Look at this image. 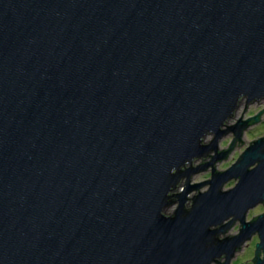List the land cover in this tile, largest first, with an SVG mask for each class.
<instances>
[{"label": "water", "instance_id": "1", "mask_svg": "<svg viewBox=\"0 0 264 264\" xmlns=\"http://www.w3.org/2000/svg\"><path fill=\"white\" fill-rule=\"evenodd\" d=\"M243 98L264 0H0V264H229L254 233L264 264V135L214 166Z\"/></svg>", "mask_w": 264, "mask_h": 264}, {"label": "rangeland", "instance_id": "2", "mask_svg": "<svg viewBox=\"0 0 264 264\" xmlns=\"http://www.w3.org/2000/svg\"><path fill=\"white\" fill-rule=\"evenodd\" d=\"M246 98H243L239 104V107L237 108L235 114L233 117L227 121L226 125H233L237 123V121L241 118L246 119L248 117L254 116L256 114H259L260 111L264 110V98L258 101H253V102H247ZM247 105V109L245 110V107ZM245 110V111H244ZM225 128V126H224ZM264 135V111L260 114V120L256 123H253L250 125L243 133L242 136V141H238L234 149L230 152L229 156L221 161H218L214 164L217 170H224L227 169L239 156V154L252 142L253 140L261 137ZM214 136L213 135H208L206 137V142H209ZM234 137L233 132H229L228 134L224 135L218 143L219 150H223L229 147L232 139ZM243 143V144H242ZM214 154V152L212 153ZM210 157L207 158H201L198 159L194 162V165H199L204 162L210 161ZM211 170L212 166H209L207 170L200 171L198 173H195L191 177V182L192 183H199L206 181L211 177ZM185 181V178L182 180V182L179 185V189L182 188L183 183ZM236 179H232L229 182H227L224 185V188L228 189L232 186L235 185ZM208 188V185L203 186L200 188L199 191H204ZM197 190H194L193 192L190 193V196L194 195L197 193ZM190 204V201L188 202V206ZM177 206V203L172 204L165 209L166 214H172L173 211L175 210ZM264 211V203L258 204L255 207L251 208L248 213H247V219L250 220L254 216L260 214L261 212ZM241 225L239 221H236L233 226L226 232L225 234H221L222 236L225 235H233L237 234L239 232ZM257 242V239H251L247 241L246 245L241 249V251L236 255L238 258H236L233 261V264H238L239 262H242L244 264H251V259L253 257V251L255 248V244ZM240 263V264H242Z\"/></svg>", "mask_w": 264, "mask_h": 264}, {"label": "flooded vegetation", "instance_id": "3", "mask_svg": "<svg viewBox=\"0 0 264 264\" xmlns=\"http://www.w3.org/2000/svg\"><path fill=\"white\" fill-rule=\"evenodd\" d=\"M264 212V211H263ZM262 213V212H261ZM259 215V214H258ZM257 216V215H256ZM255 217V216H254ZM233 226V225H232ZM229 230V229H228ZM228 232V231H227ZM225 234V233H224ZM233 235H235V234H233ZM227 235H225V236H222V235H220V238H223V237H226ZM230 236H232V235H230ZM257 239V242H256V244H255V248H254V251H253V257H252V259H251V264H254L255 262H256V260H255V256H256V246H257V243L258 242H260V237H259V234L258 233H254L253 235H252V237L249 239V240H251V239ZM249 240H247V241H249ZM247 241L245 242V243H243L242 245H241V247L240 248H238L236 251H235V253H234V255H233V257L231 258V260H230V263L229 264H233V261L236 259V258H238L236 255L241 251V249L246 245V243H247ZM258 255H259V258H261V259H263L264 258V252H263V250L261 249L260 250V252L258 253ZM225 259H226V257H225V255L223 254V255H221V256H219V257H217L214 261H212V263L211 264H220V263H222V262H224L225 261ZM240 263H242V262H239L238 264H240ZM242 264H244V263H242Z\"/></svg>", "mask_w": 264, "mask_h": 264}]
</instances>
